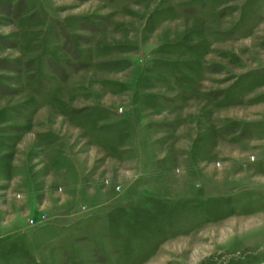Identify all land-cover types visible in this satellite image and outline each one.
<instances>
[{
    "label": "rangeland",
    "instance_id": "1",
    "mask_svg": "<svg viewBox=\"0 0 264 264\" xmlns=\"http://www.w3.org/2000/svg\"><path fill=\"white\" fill-rule=\"evenodd\" d=\"M0 264H264V0H0Z\"/></svg>",
    "mask_w": 264,
    "mask_h": 264
}]
</instances>
